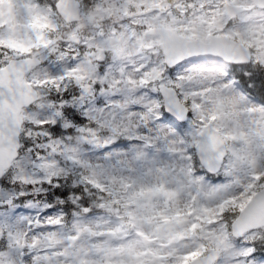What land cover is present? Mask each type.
Listing matches in <instances>:
<instances>
[{
  "label": "snow or ice",
  "instance_id": "1",
  "mask_svg": "<svg viewBox=\"0 0 264 264\" xmlns=\"http://www.w3.org/2000/svg\"><path fill=\"white\" fill-rule=\"evenodd\" d=\"M0 264H264V0H0Z\"/></svg>",
  "mask_w": 264,
  "mask_h": 264
}]
</instances>
